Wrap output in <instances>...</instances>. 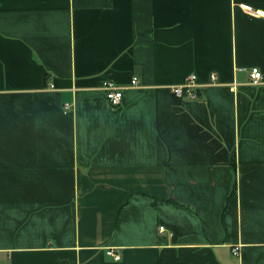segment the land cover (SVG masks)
<instances>
[{"label":"crops","instance_id":"crops-1","mask_svg":"<svg viewBox=\"0 0 264 264\" xmlns=\"http://www.w3.org/2000/svg\"><path fill=\"white\" fill-rule=\"evenodd\" d=\"M245 4L264 10L0 0V264H264V16Z\"/></svg>","mask_w":264,"mask_h":264},{"label":"built area","instance_id":"built-area-1","mask_svg":"<svg viewBox=\"0 0 264 264\" xmlns=\"http://www.w3.org/2000/svg\"><path fill=\"white\" fill-rule=\"evenodd\" d=\"M242 9L247 11L248 13L254 15V16H264V10L263 9H253L250 5L245 4L241 6ZM263 72L258 67H253L250 71V81L254 84H261L263 82L262 80ZM217 80V75L213 73L211 75V81L214 82ZM137 83V78L134 77L132 80V85ZM100 87L105 91L106 99H108L109 103L113 107H118L122 103V96H123V90L126 86L121 85L119 83H116L112 79L104 78L102 82L100 83ZM198 86V83L196 82V75L191 74L189 78L183 82L182 84H177L176 86H173L171 88L172 92L179 96V97H195L196 91L195 88ZM162 230L165 229L164 226L161 228ZM109 253L115 256L117 260H120L122 257L120 254L116 253L113 250H109Z\"/></svg>","mask_w":264,"mask_h":264}]
</instances>
